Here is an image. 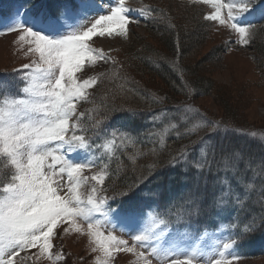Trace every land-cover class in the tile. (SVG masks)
<instances>
[{"label": "snow or ice", "instance_id": "obj_1", "mask_svg": "<svg viewBox=\"0 0 264 264\" xmlns=\"http://www.w3.org/2000/svg\"><path fill=\"white\" fill-rule=\"evenodd\" d=\"M100 2L105 9H110L107 14L93 16L94 0H60L55 9L21 7L12 16L0 18L3 29L0 35L19 33L16 43L21 50L27 45L25 55H38L37 60L22 66L28 71L20 77L24 82L19 89L20 96L8 91L7 85H0V163L3 164L0 167V264H14V258H20L21 252L33 248L37 249L33 254L37 259L46 257L52 264L64 259L62 253L51 251L55 247L52 243L55 230L63 224L68 225L63 228L64 234L87 236L90 252L98 253L94 264H113L119 252L132 254L136 264H151L148 256L160 260L161 264H231L240 258L232 254L240 242L237 235L255 230V218L239 233H227V230L225 234H209L205 230L199 236L187 230L173 233L172 221L165 214L145 212L131 203L115 206L109 203L127 193H115L112 197L102 194L108 190L105 182L111 175L106 161H111L125 147L134 148L129 156L133 163L147 153L135 147L138 137L132 130L109 131L105 127L115 109L102 106L88 110L90 125L83 123L85 112L77 113L78 103L89 101L87 89L96 85L103 75L80 79L77 73L98 61L111 59L103 49L94 48L89 42L95 37L126 39L129 23L138 22L130 19L128 14L137 9L129 8L126 0H116L114 5ZM190 2L210 6L212 11L205 15V20L228 27L236 34V44H249L255 26L246 22V16L259 7L255 0ZM138 11L143 14L147 9ZM174 108L176 114L167 123L164 121L169 113L165 109L150 116L149 123L163 124L162 128L154 127L147 133L149 141L158 144L159 149L165 147L171 132L179 139L205 126L212 132L220 130L219 123L206 120L190 104ZM129 112L133 117L136 115ZM193 114L200 116V122H191ZM89 127L91 136L87 134ZM209 138L199 137L191 142L200 145L201 159L211 146ZM97 139L101 142L94 143ZM191 151V146L182 147L168 163L173 168L177 164H189ZM150 152L156 155L158 148L154 146ZM192 166L200 172L205 164L196 160ZM155 167V164L149 165V172ZM219 183L222 187L215 196L214 206L223 210L231 202L237 213L243 211L244 200L227 178L220 179ZM186 204L190 207L188 221L180 213L177 224L188 223L192 215L199 214L196 193H189ZM232 227L237 229L239 225ZM117 230L134 233L131 246L127 240L114 235ZM205 239L211 240L210 246H203ZM137 248L147 249V255Z\"/></svg>", "mask_w": 264, "mask_h": 264}, {"label": "trees", "instance_id": "obj_2", "mask_svg": "<svg viewBox=\"0 0 264 264\" xmlns=\"http://www.w3.org/2000/svg\"><path fill=\"white\" fill-rule=\"evenodd\" d=\"M59 2L60 0H35L33 4L35 9H55ZM165 9V7L161 6L159 11L153 15L154 24L152 23V29L149 31L150 34L152 33L151 37L155 43L145 41L140 37V39L127 47L128 49L123 56H120L121 53L115 52L111 56L107 55L111 59L103 60L101 61L102 63H99L102 68H98L96 75H103H100L96 85L88 92L90 94L89 101H81L77 105V113H86L83 117L85 125H90L88 110L101 109L102 106L107 109H115V111H111L110 119L105 127L113 129L114 127H119V122H122L121 127L123 130H132L133 135L138 137L135 147L141 152L147 153L137 158L135 163L129 159V156L134 152L133 147H125L116 153L117 162L114 161L112 165L114 167L110 165L112 167L110 172L112 177L110 176L105 182V187L108 189L106 195L112 197L115 193H127V195L117 196L115 202H132L135 204L141 201L140 193L142 191L152 193L156 190L160 193L159 196L156 195L155 198L148 197V199L143 198L144 200L146 199V206H158L159 201L164 200L168 210L171 211L167 212V215L170 214L168 215L169 217H173V212L178 210L184 214L185 218H188L187 213L190 211V207L186 204V199L189 193H196L197 204L201 213L199 211L197 217L192 215V221L197 226L207 225L214 228L217 225L216 222L206 219L209 216L213 217V214L220 210L214 206L213 202L222 186L214 179L212 181L204 178H217V176L222 177V179L227 178L233 189H236L237 183L235 179L242 177L241 181L246 184L241 185L239 189L247 186L249 191H247L248 196L244 201L245 207L239 217V224L244 221V216H246V222L248 223L251 220L250 212L253 210L258 214L254 217L255 223L262 225L264 224V197L261 196H264V188L258 194L259 188L256 187L264 183V173L256 174L257 178L250 177L251 174L255 175V173L247 171L246 163H256V159L259 157L258 153L261 151L264 155V144H261L259 140L255 139L257 137L252 135L255 130L251 128L249 123L238 122L237 118L233 117L235 113H233L232 109L234 108L231 105L229 106L230 111H232L231 115L229 113L216 115L197 102L196 97L200 95L209 96L212 100H217L218 103L224 105L230 102L227 97H224L225 93L223 94L221 86L216 85L211 79L200 74L196 63L188 60L187 57L186 60L181 57V54L189 55L203 41L209 39L208 23L201 21L199 17L192 16L191 22L194 24L195 29L189 32L190 30L181 28L178 31L176 24L174 26L173 22L162 20ZM199 12L201 13V10ZM160 23L163 25H160ZM171 25L172 28L169 27ZM251 41L254 44L252 47L254 50V53H252L253 62L263 83L264 22L254 27ZM211 53L215 61L222 58L221 51L216 45L211 47ZM9 74L0 72V77L3 75L7 77ZM184 82L191 89V92L185 87ZM18 90L19 85L17 88L8 87V91L12 94L17 93ZM160 97L164 99L159 100L158 98ZM180 104H190L198 110L199 114H203L206 120L219 123L221 126L220 130L212 132L209 127L205 126L199 132L179 139L175 137L174 132H171L166 138L165 147L159 149L158 144L154 145L149 141L147 133L154 127L162 128L163 124L157 123L153 125L149 123L150 116L165 109L169 113L168 118L164 121L167 123L168 119L173 117L172 114H176L174 106ZM129 110L135 112L136 115L134 117L131 116ZM193 116L191 122H200L199 115L193 114ZM225 128L228 130L225 131ZM210 132L211 137L209 138ZM87 134L89 136L92 135L90 127ZM199 137L209 138L208 143L211 146L207 149L205 156V163L207 164L202 171L197 172L192 165L198 157L200 145H192L191 142L197 141ZM233 138L251 139L252 143L243 150L230 153L228 150H224L223 145L230 143V140H234ZM186 145L192 148L189 164L181 163L173 168L168 163L169 160ZM154 146L158 148L156 155H152L150 152V149ZM151 164H155L156 167L150 173L149 165ZM258 165L264 172V162ZM0 167H3L2 163H0ZM229 169L232 170V173ZM239 173L242 175L236 178ZM203 176L205 177L202 178ZM144 177H147V179H144ZM160 177L166 179L168 177L170 181L165 185L167 180L164 179V184L160 185L158 182ZM186 178L197 183L193 187H186L178 191ZM209 185L213 187L211 195L208 196L206 194V197H202L203 189L206 186V190H208ZM120 187L123 192H121ZM255 199L257 205L254 206ZM233 220L231 219V221ZM226 222L230 223V219L228 218ZM258 230L261 233L263 232V237L258 238V240L264 239V227L261 226H258L255 232H250L247 236L252 239Z\"/></svg>", "mask_w": 264, "mask_h": 264}, {"label": "rangeland", "instance_id": "obj_3", "mask_svg": "<svg viewBox=\"0 0 264 264\" xmlns=\"http://www.w3.org/2000/svg\"><path fill=\"white\" fill-rule=\"evenodd\" d=\"M105 4L114 5L116 0H105ZM259 0H255L259 7L257 8L256 12L246 16V22H251L254 24H260L262 21L261 18V11L264 10V0L258 3ZM30 2L35 3V0H30ZM98 2V14H107V11L110 9H105L102 7L100 0H96ZM104 2V0H103ZM97 4V3H96ZM126 4L129 8L137 9V11L130 12L128 15L132 21L138 22H130L128 25V36L127 38L122 37H95L89 43L94 48L103 49L106 55H113L115 53H121L120 56H123L124 53L127 51V47L136 40L142 37L145 41L154 42L152 39V33L150 34V29L154 24L153 22V15L159 11L161 6L165 7V13L162 15V20L166 22H173L174 26L178 28V31L183 28L184 30H190L194 28V24L191 22L192 16L199 17V19L203 22H207V29L209 31V39L207 41H203L197 48L194 50H190L191 53L188 54H181V57L186 60L192 61L196 63L198 66V70L200 74L204 77L211 79L216 85L221 86V90L224 94V97H227L228 102L226 105L218 103L217 100H212L209 96H197V102L201 104L203 107L207 108L210 112L215 113L216 115H223L225 113H229L231 115L232 111H230L229 106L231 105L232 109L235 113L233 117L237 118L236 120L239 122H247L251 125V128L255 130L253 133L256 136L257 140L264 141V82L262 83L258 70L253 62L252 53L254 50L253 42L250 40L249 44L245 46H240L235 43L237 39L236 34L232 32L228 27L224 25H220L217 22L205 20L204 13L207 10H211L210 6L203 4V3H191L190 0H126ZM152 4V5H151ZM21 7H29L33 8L34 6H26L25 4H21L16 0H3L0 1V18H8L12 16L18 8ZM144 8L147 9L143 14L138 11L139 9ZM152 9V10H151ZM201 10V13L199 12ZM205 10L203 13L202 11ZM155 11V12H153ZM226 15V13H225ZM147 17V18H145ZM151 21L153 24H151ZM91 21H89L90 24ZM157 23V22H156ZM160 25H163L160 23ZM88 26V25H85ZM172 28V25L169 26ZM2 27H0V31H2ZM193 31V30H192ZM188 32V33H189ZM181 36V31L179 32ZM19 35L17 32H5L4 34L0 35V72H7L10 73L7 77L2 76L0 77V85H7L8 87H16L19 85V89L23 86V81L20 77L27 72V69H23L22 66L25 64H30L33 60L38 59V55L33 53H28L25 55L27 50V45H25L24 50H21L20 45L16 43V38ZM218 46L219 49H222L224 52L222 54V58L218 61H215L213 55L211 53V47ZM124 51V52H123ZM211 54V55H210ZM103 61V60H101ZM98 61L93 66H86L82 73H77V76L80 79H86L90 76L96 75V71L98 68H102ZM184 61V60H183ZM145 79V78H143ZM218 87V86H217ZM92 89H87L90 92ZM13 95L20 96L21 93H15ZM226 106V107H225ZM175 114H172L174 116ZM194 116L191 115L190 119ZM122 122H119V127H114L113 129H120L123 130L121 127ZM109 131L112 128L106 127ZM234 139V138H233ZM99 139L95 140L94 143H100ZM261 142V141H260ZM251 139H241L236 138L234 140H230V143L223 145L224 150H228L230 153H235V151H240L246 148L251 144ZM262 143V142H261ZM264 146V145H263ZM124 149V148H123ZM121 149V150H123ZM258 158L256 159V163L249 164L246 163L248 169L247 171L253 172L250 177L257 178L256 174H262L261 168H259L258 164H262L264 162V155L261 151L258 153ZM255 158V157H254ZM200 160L201 163L205 165V158L201 159L200 150L198 151V157L195 159ZM114 161L117 162V157L113 158L111 161H106L109 165H113ZM114 167V166H112ZM112 167H110V172ZM95 171V169H93ZM232 173V170L229 169ZM87 174V173H86ZM242 174L239 173L241 176ZM111 176V175H110ZM112 177V176H111ZM203 176L202 178H204ZM251 178V180H252ZM164 177H160L158 182L164 184ZM187 179V178H186ZM185 179V180H186ZM206 180L218 181L222 179V177L213 178V177H205ZM242 177H238L236 180V189L235 192L241 195L242 200H246L248 196L249 187H242L241 185H245L246 183L241 181ZM108 180V179H107ZM106 180V181H107ZM167 183L170 181L167 177ZM184 180V184L178 189L183 190L186 187H193L197 182L189 181L187 179ZM196 180V179H195ZM198 180V179H197ZM259 188V192L264 188V183L262 185L257 186ZM121 189V187H120ZM152 190H154L152 188ZM212 188L206 190V186L202 191V197H206L211 195ZM66 191V189H64ZM221 191V190H220ZM121 192L123 190L121 189ZM63 194V193H61ZM106 195V193H102ZM156 195H160V193L156 190L154 192H141L140 196L142 197L141 201L138 203L140 206H145V200L143 198H155ZM261 196V195H260ZM264 197V196H261ZM157 200V198H156ZM258 202V200H257ZM110 204L115 206L111 201ZM257 205L256 199L255 204ZM164 207V208H161ZM161 208V209H158ZM148 210H153L158 213H162L166 215V218L172 221L171 224L177 225L178 228L172 227V232L176 233L177 231H184L187 230L191 234L195 236H199L201 232L196 233V227H204L208 228L209 226H197L194 221L190 218L188 223L181 222L179 224L176 223L177 214H180V211L173 212L174 216L169 217L167 212H171L168 210L164 200L159 201L158 206H149L144 208V211L147 212ZM227 212V214H226ZM250 212V210H249ZM201 213V211H200ZM251 217L253 219L258 214L253 210L250 212ZM242 212L237 213L235 208L231 205L230 202V209L221 210L217 217L219 220L209 216L206 220H213L217 224V229L213 231L206 230L209 234L219 232L221 234H225L226 230L227 233H231L236 231L237 233L243 231V226L247 224L246 216L243 217L244 221L239 224V217ZM199 215V214H198ZM194 215V216H198ZM230 216V218L234 219L230 221L232 225L236 224L239 225L237 229H233L231 231L230 224H226L222 219L225 217ZM185 221H188V218H185ZM190 224V226H189ZM257 227L260 226L259 223H256ZM68 225L63 224L60 225L55 231L56 236L53 238L52 243L55 246L51 251L53 253L60 252L62 253L64 259L57 261L56 264H94V257L98 255V253L90 252L88 238L86 235L82 236L78 233H71V234H64L63 228L67 227ZM256 230V229H255ZM255 230L251 232H255ZM134 233H122L120 231H115L114 235L127 240L129 245H132L131 235ZM242 235H237V239ZM203 246L208 247L211 245L210 239H205L203 242ZM239 244V243H238ZM236 245L234 249H232V254L239 256L238 260H233L231 264H264V245H260L256 249H254L257 253L252 256V252L250 253V249H253L252 246H247V250L243 252L239 245ZM137 251H144L147 255L148 250L137 248ZM247 252V254H246ZM34 253H37V249H26L25 251L20 253V258H14V264H52V261L47 259L46 257H40L39 259L36 258ZM248 256V257H247ZM252 256V257H251ZM29 257H31L29 259ZM151 260V264H161V261L156 259L153 256L147 257ZM113 264H136L135 257L126 252H119L116 254V258L113 261Z\"/></svg>", "mask_w": 264, "mask_h": 264}]
</instances>
